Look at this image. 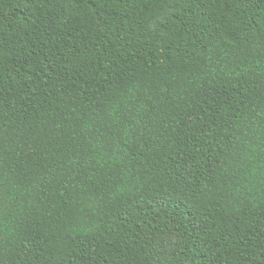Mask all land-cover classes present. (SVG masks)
Segmentation results:
<instances>
[{
    "label": "trees",
    "instance_id": "16d2710c",
    "mask_svg": "<svg viewBox=\"0 0 264 264\" xmlns=\"http://www.w3.org/2000/svg\"><path fill=\"white\" fill-rule=\"evenodd\" d=\"M0 264H264V0H0Z\"/></svg>",
    "mask_w": 264,
    "mask_h": 264
}]
</instances>
